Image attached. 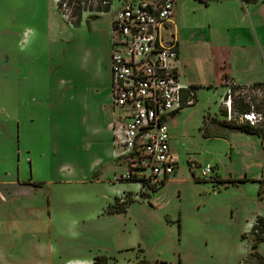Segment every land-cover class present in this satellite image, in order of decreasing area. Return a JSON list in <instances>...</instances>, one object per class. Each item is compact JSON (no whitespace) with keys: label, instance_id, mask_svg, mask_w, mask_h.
<instances>
[{"label":"rangeland","instance_id":"obj_1","mask_svg":"<svg viewBox=\"0 0 264 264\" xmlns=\"http://www.w3.org/2000/svg\"><path fill=\"white\" fill-rule=\"evenodd\" d=\"M111 1L117 9L134 0ZM195 1L175 0L172 10L183 75L205 83L226 61L238 82L263 79L264 2L243 5L245 23L233 33V9ZM79 2L60 12L55 0H0V206L32 192L18 212L10 204L29 234L12 261L42 264L33 248L41 235L59 264H260L250 254L264 259V243L251 250L249 233L264 216V136L228 129L210 106L215 92L198 89L196 103L168 123L176 175L143 195L122 181L111 10ZM208 19L231 31L208 28Z\"/></svg>","mask_w":264,"mask_h":264},{"label":"built area","instance_id":"obj_2","mask_svg":"<svg viewBox=\"0 0 264 264\" xmlns=\"http://www.w3.org/2000/svg\"><path fill=\"white\" fill-rule=\"evenodd\" d=\"M55 1L60 12L69 7L70 0ZM97 1L110 6L107 0ZM174 1L135 0L121 7L112 21L111 107L120 109L118 126L112 129L117 139L119 135L128 168L121 180L138 183L142 195L157 190L175 175L176 159L171 152L167 120L195 103L193 92L180 82L172 22ZM222 89L216 104L221 122L264 134L261 92L232 80ZM210 172L207 166L201 174ZM254 225L256 221L251 229Z\"/></svg>","mask_w":264,"mask_h":264},{"label":"crops","instance_id":"obj_3","mask_svg":"<svg viewBox=\"0 0 264 264\" xmlns=\"http://www.w3.org/2000/svg\"><path fill=\"white\" fill-rule=\"evenodd\" d=\"M214 1H215L216 5L218 6V8L225 9L226 7H230L231 9H233L236 12V16L238 18L239 23H238L237 27L232 28L233 33L237 31V28H239V26H242V24L245 23V19L244 20L242 19V18H244V16L241 12L243 5L244 6L256 5L259 1L262 2V0H259L257 3L252 4V3H244L242 0H214ZM195 2H197V1H195ZM174 6H175V4H174ZM208 6H209V3L207 4L206 7H208ZM121 7L117 8V9H115V8L111 9L112 8V1L110 2L109 9L111 10L110 11L111 25H112V21L115 17L116 12ZM172 22H173V14H172ZM207 22H209V24L207 25L208 28H210V25H211V26H214L216 31L219 29V27L222 28V31H224V32L229 33L231 31V28H229L228 25L223 24V22L215 23L213 21H210L209 19ZM173 29H174V33H175L176 40H177V52H178L177 66L179 68V73H180V82L185 87L197 88L196 90H194L196 101H197L198 89H206L207 91L212 90L215 92L216 97L213 99L210 106L217 108L216 104L218 102V98L223 92L222 86L226 81H229V80L234 81L239 86H253L256 84H264V78L259 80V81L238 82L235 74H231V75L227 74L228 68L226 66V61H222V62L217 64V66L219 68V72H215V74L213 76H211L210 78H208V80L205 81V83H196L193 80H189L182 73V69H181V65H180L181 48H180L179 38H178L176 30L174 28V22H173ZM252 29L255 31L253 25H252ZM219 30H221V29H219ZM260 48H261V46H260ZM259 51H260V53H262L261 49H259ZM196 101H195V103H196ZM111 109H112V107H111ZM115 113L118 114V117H119L120 111L115 110ZM177 114L178 113L171 116L167 120V123H169V121H171L172 119H175L178 116ZM17 125H18V123H17ZM108 129H110V127ZM98 131H102V129H99ZM170 147H171V145H170ZM171 152L175 157V154H174L172 148H171ZM111 155L114 156V153L111 152ZM175 175H176V171H175ZM29 194L31 195L32 192L28 193V192L22 191L18 195L16 194V195H13L12 197H9V199L6 202L7 204L5 203L2 206H0V227L2 228V226H3L4 230H5V233H4V231H2L0 229V264H16V263H14V261H12L13 260L12 254L14 255V253L19 252L21 247H25V248L27 247V246H24V244H25L26 239L28 238L29 234L23 229V227H24V225H26V223L28 224V221L23 216H21L20 214H18L17 216H14L13 214L10 213L9 210H10V204H13L15 206V209H18L17 210V212H18L20 205L25 204V203H23L22 201L17 202V200L21 199L22 197H25ZM8 204H9V206L5 207ZM2 212H3V214H1ZM261 217H263L262 219L264 220V216H261ZM255 221H256V219H255ZM250 231H251V229H250ZM6 232H8V233L6 234ZM30 234L33 235V233H30ZM33 248L37 252L39 251L41 253L40 256L35 258V260L37 262H41L42 264H59L55 261V258H54L55 254H56L54 248L52 247V245L49 242L48 243L45 242L43 236L39 235V238L38 237L35 238V241L33 243ZM61 264H90V261L89 260H81V259H79V260L78 259L77 260L68 259Z\"/></svg>","mask_w":264,"mask_h":264},{"label":"trees","instance_id":"obj_4","mask_svg":"<svg viewBox=\"0 0 264 264\" xmlns=\"http://www.w3.org/2000/svg\"><path fill=\"white\" fill-rule=\"evenodd\" d=\"M109 3L111 2V0H107ZM197 2L199 3H202L204 4L205 6H207L208 2L205 1V0H196ZM244 3H252V4H255L257 3L259 0H242ZM264 2V0H262ZM79 1H72L70 0L68 2V5L70 4H73L74 7L75 5L77 6V8H79ZM59 8V6H58ZM109 10V6L105 5V6H101V8H98L96 10V12H106ZM253 89H256L258 90L259 92H261L262 96L264 97V84H256V85H253L251 86ZM197 88H193L191 87L190 90L193 92L194 94V90H196ZM194 97H195V94H194ZM195 101H196V98H195ZM259 109H264V104L263 103H260L259 104ZM206 123V121H205ZM223 123V122H221ZM224 124V123H223ZM227 125L228 129H231V130H234L236 132H239V133H244V134H247V135H254V136H257V137H261L263 139V136L264 134H261L259 132H256L252 129H249L247 127H243V126H232V125H228V124H225ZM242 181H245V180H231L230 182L232 183H241ZM126 207H122V208H119L118 210H116V212L118 213H121V212H125L126 211ZM256 222H257V225H254L250 231V235H252V237L255 238V241L253 242V244L251 245V250H255L257 249L258 247V244L260 242L264 243V237L262 238L261 235H264V220L262 218H257L256 219ZM261 239V240H259ZM250 257L252 258H255L256 260H258L260 262V264H264V259L259 256V254H257L256 252H252L250 254ZM95 264H99V259H96L95 260ZM162 264V263H160Z\"/></svg>","mask_w":264,"mask_h":264},{"label":"water","instance_id":"obj_5","mask_svg":"<svg viewBox=\"0 0 264 264\" xmlns=\"http://www.w3.org/2000/svg\"><path fill=\"white\" fill-rule=\"evenodd\" d=\"M174 177V176H173Z\"/></svg>","mask_w":264,"mask_h":264}]
</instances>
